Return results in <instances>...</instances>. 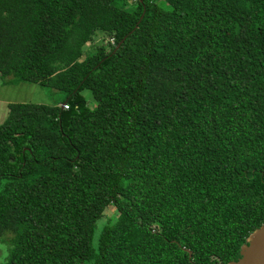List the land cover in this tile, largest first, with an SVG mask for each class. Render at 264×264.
Returning <instances> with one entry per match:
<instances>
[{"label": "trees", "instance_id": "trees-1", "mask_svg": "<svg viewBox=\"0 0 264 264\" xmlns=\"http://www.w3.org/2000/svg\"><path fill=\"white\" fill-rule=\"evenodd\" d=\"M165 3L0 0L3 84L68 106L8 105L0 264H228L264 225V0Z\"/></svg>", "mask_w": 264, "mask_h": 264}, {"label": "rangeland", "instance_id": "rangeland-1", "mask_svg": "<svg viewBox=\"0 0 264 264\" xmlns=\"http://www.w3.org/2000/svg\"><path fill=\"white\" fill-rule=\"evenodd\" d=\"M156 3L160 5H165V0H154ZM134 6V2L127 1L125 3L126 8H131ZM106 40V36L104 33L95 34L92 40L87 43L83 48V57L88 55L89 53L95 51V49L101 45L102 42ZM0 83H3V79L0 75ZM6 85L2 89H0V100L1 99H11L13 101H21L22 103L29 104H43L47 106H54L57 103H62L64 100L63 95L60 93L50 90L48 88H43L37 84H29V83H18V84H3ZM84 96L91 101V96L89 93L85 92ZM4 111L2 105L0 104V114ZM5 118L0 117V125L4 122ZM117 212L113 206L108 207L105 210V214L102 218L97 220L95 224V231L93 235V245L96 244V240L99 236V233L104 225L112 218V216L116 215ZM12 238L11 233H3L0 234V262L6 261L8 256V249L10 247V239Z\"/></svg>", "mask_w": 264, "mask_h": 264}, {"label": "water", "instance_id": "water-1", "mask_svg": "<svg viewBox=\"0 0 264 264\" xmlns=\"http://www.w3.org/2000/svg\"><path fill=\"white\" fill-rule=\"evenodd\" d=\"M119 43L115 51L119 48ZM191 257V252L188 251ZM228 264H264V225L253 231L241 247L240 258Z\"/></svg>", "mask_w": 264, "mask_h": 264}, {"label": "crops", "instance_id": "crops-1", "mask_svg": "<svg viewBox=\"0 0 264 264\" xmlns=\"http://www.w3.org/2000/svg\"><path fill=\"white\" fill-rule=\"evenodd\" d=\"M4 86H6V85H3V83H0V89H2ZM13 103L17 104V103H22V102L21 101H16V99H15V101H13L11 99H1L0 100V104L2 105V108L4 109V111H2L1 114H0V117L1 118H3V119L4 118L5 119L7 118V115H8V105L9 104H13Z\"/></svg>", "mask_w": 264, "mask_h": 264}, {"label": "built area", "instance_id": "built-area-1", "mask_svg": "<svg viewBox=\"0 0 264 264\" xmlns=\"http://www.w3.org/2000/svg\"><path fill=\"white\" fill-rule=\"evenodd\" d=\"M135 1V0H134ZM110 44L114 45V40L113 39H110L109 40ZM59 107L62 109V110H68V106L65 105V104H61L59 105Z\"/></svg>", "mask_w": 264, "mask_h": 264}]
</instances>
